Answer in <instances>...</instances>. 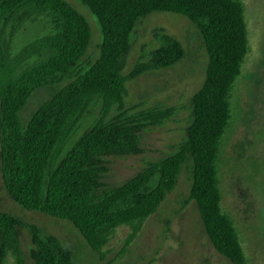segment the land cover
<instances>
[{"label": "trees", "instance_id": "trees-1", "mask_svg": "<svg viewBox=\"0 0 264 264\" xmlns=\"http://www.w3.org/2000/svg\"><path fill=\"white\" fill-rule=\"evenodd\" d=\"M102 33L99 56L86 60L92 32L65 0H0V153L6 190L21 207L67 220L105 259L118 228L131 229L125 247L140 234L190 174L188 201L198 207L214 249L232 264H249L234 219L222 209L219 158L233 120L232 97L249 53L245 7L240 0H78ZM187 18L199 32L208 57L205 79L191 99L186 139L170 156L147 166L120 186L107 187L110 157L143 153L141 134L173 117V109L130 114L126 85L142 75L170 69L186 57L182 44L160 35L150 59L124 70L138 27L152 14ZM46 21L49 30L13 54L14 39L28 24ZM49 95L26 122L21 113L41 90ZM102 111L69 147L89 108ZM118 114L109 117L113 109ZM31 239L35 264H74L72 252L35 225L0 211V264L11 256L27 264L17 230ZM123 249V252L126 251Z\"/></svg>", "mask_w": 264, "mask_h": 264}, {"label": "rangeland", "instance_id": "rangeland-1", "mask_svg": "<svg viewBox=\"0 0 264 264\" xmlns=\"http://www.w3.org/2000/svg\"><path fill=\"white\" fill-rule=\"evenodd\" d=\"M89 23L92 38L86 60L94 62L102 42L100 26L78 0H65ZM245 7L249 53L241 76L236 81L233 97V120L219 158L222 187V209L235 221L249 264H264V0H240ZM49 30L46 21L26 25L14 39L13 54ZM177 39L186 51L185 59L176 66L140 76L126 85L125 109L130 114L150 109H173L174 115L163 124L141 134L143 153L129 157H110L103 182L117 187L155 162L173 154L186 139L191 124V99L205 79L208 57L197 28L187 18L172 13H156L138 27L132 41L124 75L138 63L147 62L158 49L160 35ZM50 90H41L21 113L26 122L30 114L48 97ZM101 101L84 116L69 147L100 117ZM118 114L113 109L109 117ZM190 174L183 170L177 187L168 194L158 212L144 224L138 237L125 247L131 234L122 226L105 248L101 260L80 232L67 220L19 206L6 190L1 174L0 211L20 221L37 226L44 235L57 237L73 254L74 264H232L212 246L194 201H188ZM27 264L32 243L29 234L17 230ZM126 248L123 252V249ZM7 264H14L11 256Z\"/></svg>", "mask_w": 264, "mask_h": 264}]
</instances>
